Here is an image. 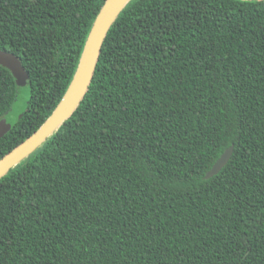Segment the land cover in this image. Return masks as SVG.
<instances>
[{"label":"trees","instance_id":"trees-1","mask_svg":"<svg viewBox=\"0 0 264 264\" xmlns=\"http://www.w3.org/2000/svg\"><path fill=\"white\" fill-rule=\"evenodd\" d=\"M104 2L0 0L30 89L0 158L58 105ZM18 88L0 66V120ZM0 264H264V0H129L72 115L0 178Z\"/></svg>","mask_w":264,"mask_h":264},{"label":"water","instance_id":"water-1","mask_svg":"<svg viewBox=\"0 0 264 264\" xmlns=\"http://www.w3.org/2000/svg\"><path fill=\"white\" fill-rule=\"evenodd\" d=\"M128 1L105 0L86 39L77 70L68 89L45 122L33 134L0 158V178L40 147L72 115L92 79L105 35ZM0 66L11 72L18 87H24L29 83L26 71L14 54L0 50ZM10 127L5 118L0 120V138L10 130ZM231 153L232 146L225 149L203 178L209 179L216 175L226 165Z\"/></svg>","mask_w":264,"mask_h":264},{"label":"rangeland","instance_id":"rangeland-1","mask_svg":"<svg viewBox=\"0 0 264 264\" xmlns=\"http://www.w3.org/2000/svg\"><path fill=\"white\" fill-rule=\"evenodd\" d=\"M30 96V89L28 86L19 87L16 92V99L13 102L11 109L5 115L8 124H13L17 118L20 117L26 108L27 101Z\"/></svg>","mask_w":264,"mask_h":264}]
</instances>
